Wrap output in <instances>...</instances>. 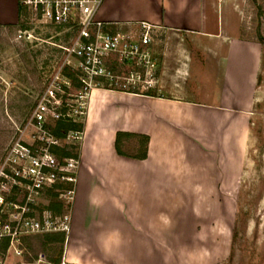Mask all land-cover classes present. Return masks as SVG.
I'll return each mask as SVG.
<instances>
[{"label":"crops","instance_id":"0c3cea01","mask_svg":"<svg viewBox=\"0 0 264 264\" xmlns=\"http://www.w3.org/2000/svg\"><path fill=\"white\" fill-rule=\"evenodd\" d=\"M17 2L0 0L1 25L17 22ZM222 10L220 0H103L100 19L145 21L180 45L192 36L200 53L159 51L158 84L147 93L90 92L60 264H203L204 238L219 236V213L205 230L203 207L219 199L218 169H241L261 63L259 45L230 33ZM196 63L216 66L217 91L201 76L189 86ZM117 131L148 135L147 156L117 154Z\"/></svg>","mask_w":264,"mask_h":264},{"label":"rangeland","instance_id":"374dc122","mask_svg":"<svg viewBox=\"0 0 264 264\" xmlns=\"http://www.w3.org/2000/svg\"><path fill=\"white\" fill-rule=\"evenodd\" d=\"M220 8L223 9V22L228 19L230 23H234V30L232 28L230 33L259 45L261 63L241 169H218L213 182L219 184V201L215 200L213 206L210 199V203H205L203 207L205 230L211 229V221L207 218L219 213V221L214 222V229H219V236L212 238L209 233L204 238L203 264H264V0H220ZM15 24L14 27H0V170L13 169L6 161V154L16 141L33 147L37 145L35 129L28 124V120L36 102L53 78L54 70L66 60L65 51L58 45H65L69 40L64 31L46 22L32 20L29 15L22 23ZM151 34L152 59L157 65L159 51L162 54H172L180 48H186V52L193 58L200 53L190 40L192 36L184 35L186 44L180 42V45V36L163 28L153 27ZM66 63L63 73L68 75L72 72L73 75H69L68 84L63 85L57 96L62 103L69 105L67 111L71 113V117L84 124L87 99L81 104L82 113H75L73 110L79 105L75 95L80 88V81L75 70L68 69ZM70 63L74 61L70 59ZM106 64L111 77L101 80L98 87L147 93L158 84L157 73L160 69L157 65L149 69V73L139 67L132 69L121 63L115 54L106 57ZM135 70L139 75L132 73ZM218 73L216 66L199 69L196 63L188 84L194 88V77L201 76L204 89L217 91L220 88L217 86V80H220ZM58 82L63 83V77ZM130 143L134 145L136 142L132 139ZM69 144L73 142H63L64 147ZM75 145L78 146V143ZM130 151L133 152L134 149ZM235 165L238 168L237 161ZM62 187L63 185H58L49 191L46 188L37 197L34 210L42 213L50 209L54 215H59L56 207L62 201L59 197ZM205 194L206 199L211 192L205 190ZM14 197L20 202L23 195L16 191ZM217 201L219 205L216 204ZM53 236L42 235L41 238ZM38 239V236L25 237L21 245L22 254L16 255L12 251L5 254L3 264H29L40 254L44 255L45 260L58 255L60 242L50 243L45 247ZM208 241L212 243V247L208 245ZM42 264L49 263L44 261Z\"/></svg>","mask_w":264,"mask_h":264},{"label":"built area","instance_id":"2783aa9c","mask_svg":"<svg viewBox=\"0 0 264 264\" xmlns=\"http://www.w3.org/2000/svg\"><path fill=\"white\" fill-rule=\"evenodd\" d=\"M26 6L30 18L43 21L64 31L69 40L58 45L66 53V60L54 70L53 78L45 92L36 102L28 124L35 129L37 145L32 146L16 141L6 154V161L13 169L0 170V264L5 254H22V240L25 237L55 235L64 233L70 227V206L74 198L78 158L61 157L54 150L64 148L63 142L70 140L79 144L82 130H71L65 137H56L52 132V121L59 118H72L67 111V103H62L57 92L69 82L67 68L75 70L80 88L75 95L79 104L73 111L82 113L81 104L101 80L111 77L106 64L109 54L118 56L121 63L132 69L148 70L157 63L152 59L151 34L153 25L141 21L116 25L102 20L98 12L103 0H20ZM22 32H19L21 36ZM70 59L74 63H70ZM72 66V67H71ZM136 75L139 72L135 70ZM63 77V83L58 80ZM153 77V74H151ZM125 86V84H122ZM122 91H126L122 90ZM134 91V90H133ZM73 106V105H72ZM63 185L59 197L69 212L54 215L48 209L42 213L34 210L36 199L46 188ZM16 191L23 195L17 202ZM44 255L29 264H42Z\"/></svg>","mask_w":264,"mask_h":264},{"label":"trees","instance_id":"16d2710c","mask_svg":"<svg viewBox=\"0 0 264 264\" xmlns=\"http://www.w3.org/2000/svg\"><path fill=\"white\" fill-rule=\"evenodd\" d=\"M17 23H22L25 18L29 15L28 9L26 6L22 5L20 0L17 2ZM16 24H5L1 25L0 27H14ZM68 75H73V73H68ZM112 88L116 90H125L123 88H114V87H106ZM129 92H137L133 90H126ZM52 132L56 137H65L67 133L71 130H82L83 123L81 121H77L74 118H59L52 121ZM135 140V144L132 145L131 140ZM149 141V136L142 133H134V132H127V131H117L115 135L114 146L117 154L125 157H130L134 159H144L147 156V145ZM131 144V145H130ZM130 149H134V151H130ZM54 152L61 156V157H74L78 158V146L75 144H69L64 148H57ZM57 186H53L48 188V191L52 188H56ZM57 194H55L56 196ZM58 207H56L58 213L62 214L66 212L69 208L68 206L64 205L62 201L57 203ZM38 239L41 241V245L47 246L50 243L60 242V250L56 257H49L48 262L49 264H60L61 263V254L63 252V243L65 239L64 233H57L53 237L45 239L41 238Z\"/></svg>","mask_w":264,"mask_h":264}]
</instances>
